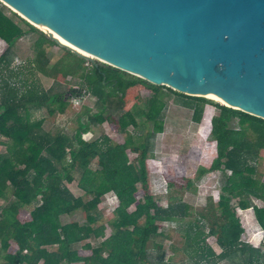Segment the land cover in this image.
Returning <instances> with one entry per match:
<instances>
[{"label": "trees", "instance_id": "16d2710c", "mask_svg": "<svg viewBox=\"0 0 264 264\" xmlns=\"http://www.w3.org/2000/svg\"><path fill=\"white\" fill-rule=\"evenodd\" d=\"M4 9L0 2V39L10 46L0 58V144L7 146V152L0 154V264H178L167 259L165 245L157 241L159 237L171 239L163 223L177 226L183 247H171L182 252L189 264H264V245L256 248L242 240L245 229L237 214L238 209H252L264 232V206L254 203L264 204V174L258 170L264 151L263 119L180 94L101 62H89L68 49L51 66L48 47L59 44L13 11L30 32L38 34L37 58L28 74L9 70L10 50L27 32L6 17ZM39 74L57 84L45 87ZM70 77L77 86L61 89L71 82ZM144 91L150 96L143 97ZM69 95L92 96L98 109L94 113L86 109L87 119H78L80 127L70 139L62 131L47 128V118L33 120L44 110L52 118L66 114L71 103L65 96ZM170 95L192 110L197 124L206 105L217 109L214 117L205 119L216 142V158L209 168L199 167L194 180L179 185L182 193L186 189L196 193L195 184L205 175L224 174L218 201L208 197L206 207L198 212L182 198L170 197L163 206L151 190L148 163L155 157L156 137L165 132ZM131 101L134 107L126 112ZM140 117L147 118L146 125L149 129L153 125V131L147 129L137 138L129 127L141 130ZM105 122L126 135L125 143L106 134L94 141L84 139L92 126ZM131 154L137 155L133 161ZM96 162L100 168L95 170ZM78 177L88 200L70 188ZM169 186L173 189L177 184ZM109 193L119 200L109 221L112 236L97 245H85L92 254L82 256L83 241H99L105 235V227L97 226L104 221L101 205ZM140 193H144L141 199ZM79 211L86 217L85 224L63 222L64 216Z\"/></svg>", "mask_w": 264, "mask_h": 264}, {"label": "water", "instance_id": "95a60500", "mask_svg": "<svg viewBox=\"0 0 264 264\" xmlns=\"http://www.w3.org/2000/svg\"><path fill=\"white\" fill-rule=\"evenodd\" d=\"M0 2L89 62L264 120V0Z\"/></svg>", "mask_w": 264, "mask_h": 264}, {"label": "rangeland", "instance_id": "374dc122", "mask_svg": "<svg viewBox=\"0 0 264 264\" xmlns=\"http://www.w3.org/2000/svg\"><path fill=\"white\" fill-rule=\"evenodd\" d=\"M3 4V3H2ZM4 5V4H3ZM5 6V5H4ZM3 13L8 18H13L14 21L27 32L26 36L20 39L16 46L10 50L11 67L9 70H14L16 72H24L28 74V68L30 64L36 60L37 52L35 50V44L38 40V34L30 32L29 27L22 22L20 18L12 14V10L6 6ZM23 18V17H22ZM24 19V18H23ZM10 49L9 43L0 39V58L6 54ZM48 55L51 59V66L56 64L62 57L65 56V50L60 45L49 46ZM95 63H99L98 60ZM38 79L43 82L45 87H54L57 84L54 80H47L46 77L39 74ZM70 83H66L60 86L61 89L70 90L76 87L74 84V79L69 78ZM18 79L14 82H17ZM58 92V90H56ZM143 97L150 96V93L144 91ZM67 101L71 103L68 107L66 114L58 115L56 118L49 116V113L44 110L37 112L33 120H40L42 118H47V128H52L55 131H62L64 136L67 138H73L79 129L78 119L84 116V112L89 107L92 112H97L96 98L92 96L88 97H77V96H65ZM127 104L125 111L131 109L133 102ZM167 109H166V123L165 132L159 134L154 141V154L155 157L149 160L148 166L150 171V184L152 193L157 196L158 201L161 205L167 206L170 202V197L182 198L183 201L190 203L196 212L200 209L206 207L207 198L213 197L215 202L218 201L219 189L222 187L225 181L224 174L221 172L209 173L205 175L199 182H196L197 192L193 193L187 189L184 193L179 190V185H185L187 179H192L196 177V173L199 167L209 168L216 158V142L211 137V129H209L208 124L205 122L206 116L211 118L217 114V109L208 104L205 106L204 115L201 123L197 124L192 119V110L183 107L177 101V97L170 95L167 98ZM124 111V112H125ZM211 114V115H209ZM119 116H117L118 118ZM139 125L140 129H135L132 125L129 127V131L133 133L137 138L142 135L143 132L148 130L153 131V125L148 127L146 125L147 118L140 117ZM210 130V131H209ZM103 134L112 137L115 141L120 144L125 143L126 135L119 133L116 130V126H112L110 122H105L102 126L94 125L92 126V132L86 134L84 139L87 141H94L100 138ZM2 141H6L3 139ZM7 152V146L5 144H0V154ZM262 158L259 165L260 175L264 174V151L261 154ZM130 161H133L137 155L131 154ZM93 168L99 169L100 166L96 162ZM79 177L77 182L70 185V188L77 197H86L85 190L80 186ZM175 182L177 186L173 189L170 188L169 184ZM144 193L139 194V198L143 197ZM88 200L89 197H86ZM5 204V201H1ZM255 205L263 207L264 204L261 201L254 200ZM119 207V200L116 194L109 193L105 196L104 201L101 205L102 214L104 216V221L98 224V228L101 226L105 227V235L96 241L95 239H90L83 241L80 245V253L82 256H90L92 252L87 250V244L97 245V243L104 241L112 236V228L109 225V221L112 220L115 210ZM131 211H135V207L131 208ZM195 212V213H196ZM194 213V215H195ZM237 214L240 217L242 225L245 229V233L242 236V240L250 245L260 248L264 245V232L261 230L257 220L255 219L254 211L252 209L247 211L237 210ZM63 222L65 224L78 222L80 224H85L86 217L82 211L76 212L70 216H64ZM163 230L169 233L171 239L159 237L157 241L165 245V253L167 259L173 258L174 262L178 264H189L187 257L180 251L175 252L171 245L177 244L179 248L183 247V242L181 236L177 232V226H171L170 223H163ZM214 250L219 253L221 250L216 244L215 239H210ZM156 254V252L154 253ZM84 264V263H77ZM225 264V263H223Z\"/></svg>", "mask_w": 264, "mask_h": 264}, {"label": "bare ground", "instance_id": "6f19581e", "mask_svg": "<svg viewBox=\"0 0 264 264\" xmlns=\"http://www.w3.org/2000/svg\"><path fill=\"white\" fill-rule=\"evenodd\" d=\"M25 19H26V17H25ZM28 19V18H27ZM33 23V22H32ZM38 26V25H37ZM39 27V26H38ZM42 29V28H41ZM45 31V30H44ZM63 44H65V45H68V44H66L65 42H63V41H61ZM71 47V46H70ZM215 101H218V100H215Z\"/></svg>", "mask_w": 264, "mask_h": 264}]
</instances>
